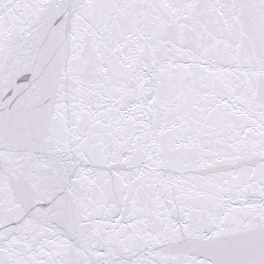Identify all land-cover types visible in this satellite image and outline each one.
<instances>
[{"label":"snow or ice","instance_id":"obj_1","mask_svg":"<svg viewBox=\"0 0 264 264\" xmlns=\"http://www.w3.org/2000/svg\"><path fill=\"white\" fill-rule=\"evenodd\" d=\"M0 264H264V0H0Z\"/></svg>","mask_w":264,"mask_h":264}]
</instances>
